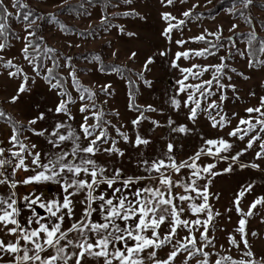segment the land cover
<instances>
[{"label":"rangeland","instance_id":"374dc122","mask_svg":"<svg viewBox=\"0 0 264 264\" xmlns=\"http://www.w3.org/2000/svg\"><path fill=\"white\" fill-rule=\"evenodd\" d=\"M216 1L172 0L169 4L167 0H110L103 7L82 0H3L8 12L12 13L7 20L15 36L9 34L6 40L0 37V44L4 45L0 49V104L19 122L29 125L20 129L16 140L20 143L21 134L29 129V141L37 138L42 144L39 160L43 158L44 165H49L61 153H71L77 144L87 147L91 140L105 133L99 150L94 154L80 152L77 156L69 155L67 161L80 163L81 158L94 160L98 173L102 168L106 177H114L118 171L119 177L113 187L122 188V194L129 199L139 188L160 187L161 173L176 182L171 190L173 195L193 197L190 201L176 202L185 209L181 219H199L201 225L178 227L170 243L155 249L146 248L139 255L143 264L168 260L169 255L177 250L170 264H217L218 261L219 264L239 261L264 264V202L251 207L255 201L264 198V148L261 147L264 145V126L257 122L264 120V115H261L264 113V52L256 62H252L246 54V41L231 44L226 39L248 32L264 36V0H252L237 16L226 9L210 19L194 15L196 11L212 7ZM80 2L83 10L66 11L68 5ZM25 5L53 16L37 32L59 50L55 56L59 66L57 70L64 77L63 84L55 79L47 81L55 65L52 59L45 57L43 69L38 71L33 57L29 55L34 34L32 25L39 24L40 19L35 18L33 22L19 18L20 11L31 16V11L20 9ZM235 8L241 9V6L236 5ZM185 12L190 14L185 16ZM165 13L170 14L169 19L164 18ZM250 16L252 27L246 20ZM57 20L63 21L64 27ZM170 26L171 31L166 35ZM200 36L204 39H196ZM206 41H210L211 46ZM90 50L126 69L139 92L136 103L141 110H134L129 103L126 77L117 71L103 73L96 60L77 57ZM202 51L203 55H197ZM185 52L187 57H178V53ZM218 65H224L220 72L215 68ZM184 69L191 71L185 72ZM206 81L212 83L207 84ZM22 85L25 90L21 92ZM82 86L89 91L80 88ZM13 97L16 99L13 100ZM62 102L66 110L57 111ZM82 107L87 110L82 112ZM249 108H259L260 112L249 113L246 111ZM193 109L196 112L194 118ZM242 119L251 121L254 127L241 124ZM96 125L98 127L94 131L89 127L92 135L86 137L83 126ZM181 127L185 131H179ZM238 127L240 133L229 135ZM56 133L65 136L71 133V137L61 142ZM13 134L14 129L0 119V148L12 151ZM138 137L148 143L137 145ZM221 139L231 147L223 150L218 144L207 143ZM250 141L251 147L248 146ZM113 148L119 151H109ZM161 160L165 167L157 172L152 165ZM173 163L177 166L195 164L196 167L184 166L176 171L170 166ZM208 165L214 167L205 172L204 168ZM195 171H199L198 177L193 176ZM128 178L136 182L124 188L123 181ZM57 179L65 183L73 176L65 172ZM76 179L91 180V177L81 173ZM192 180H195L201 193L206 190L209 205L206 212L193 214L190 210L192 203H204L196 191L191 188L186 190L185 186ZM49 185L58 186L55 181H49ZM10 193H13L11 185L0 184V195L8 197ZM101 193L108 198L112 196V189L107 184H100L93 194ZM86 196L84 190L70 197L72 210H76L71 222L63 229L70 228L83 218L87 207ZM99 203L92 204L93 208H97L91 216L94 222H103L97 207ZM42 211L38 207L37 213ZM208 211L211 219L205 226L203 221L209 219ZM249 211L251 215H248ZM242 219L245 221L243 233L238 230ZM117 223L124 226L122 221ZM170 226L167 220L160 226L157 230L160 239L169 234ZM205 231L208 239L201 238V233ZM146 234L151 237V230ZM89 235L95 242V236ZM190 235L195 236L194 246L185 240ZM77 236L76 232L69 233V239L76 240ZM0 238L5 243L17 239L8 235L7 229L0 230ZM24 243L22 240L21 244ZM64 243L61 241V244ZM133 243L128 241L129 246ZM181 243L188 244L187 248H181ZM115 248L124 250L120 242L109 245V258ZM67 251L78 252L79 249L69 247ZM152 251L156 255L150 259L148 254ZM51 253L53 249H47L41 256ZM17 255H23V252L0 253V264H15ZM57 264L63 262L57 261ZM68 264H75V257ZM80 264H105V257L85 253ZM112 264H119V261L113 260Z\"/></svg>","mask_w":264,"mask_h":264},{"label":"snow or ice","instance_id":"6c2138e0","mask_svg":"<svg viewBox=\"0 0 264 264\" xmlns=\"http://www.w3.org/2000/svg\"><path fill=\"white\" fill-rule=\"evenodd\" d=\"M169 4L172 3V0H167ZM245 6L252 3V0H244ZM26 7V5H25ZM190 13L185 12L184 15L188 16ZM12 15V13L8 12L7 8L3 6V0H0V20L5 19L7 16ZM29 14L24 15V20H28ZM165 19L170 18V14H164ZM182 24L183 21H180ZM5 28L4 23H0V31ZM171 31V26L166 30L165 34ZM196 39L203 40L204 37L200 36ZM178 43H182V41H178ZM4 47L3 44H0V49ZM207 51V50H205ZM27 52V49H25ZM204 52H198L197 55H203ZM178 57L183 55L185 57L188 56V53H178ZM151 60H149V63ZM9 66H11V61L8 62ZM224 65L215 66L216 71L220 72L223 69ZM206 70V69H205ZM185 72H190V69H184ZM10 75H15V73H10ZM26 79V78H25ZM205 83L211 84V81H206ZM56 87V85H53ZM197 87H202L197 86ZM24 86L22 85L20 91H24ZM85 91H89L85 89ZM94 95V94H92ZM83 99V97H81ZM16 97H13L15 100ZM191 99V97H190ZM262 104H264V99H262ZM197 107L199 105L197 104ZM66 106L62 102L60 106L57 108V111H65ZM86 108H81V111H86ZM154 110V109H153ZM249 113L252 112H260V109L249 108L246 110ZM4 113L0 111V116H3ZM95 116L96 114L93 113ZM196 115L195 109L192 110V117L194 118ZM264 115V113H261ZM42 118V117H41ZM87 120V117H85ZM259 124L264 126V120L257 121ZM30 123H35V121H31ZM133 123H137V121H133ZM241 124H247L249 127H254L249 120H241ZM215 126V125H214ZM89 127H92L93 131L96 126H83V132L85 136H91L92 132L89 131ZM183 132L185 129L181 127L178 129ZM264 130V128H262ZM241 132V129L238 127L233 132L229 133L231 136H236ZM43 135V133H39ZM58 135V141H64L71 137V133L68 136L56 133ZM105 135V133H101L100 136H97L95 140H91L87 147H80V145H76L71 153H61L54 160L49 162V165H41L44 171L37 173L36 175L29 177L23 183L28 184L32 182H48L55 181L59 183L60 181L57 179L65 172L71 173L73 179L69 182H65L63 185V190L66 193L62 201L52 200L49 202H44L41 200L40 196H36L35 199L31 197H24V200L27 201V207L32 209V217L28 220V226L25 227L21 225L17 219L20 215V211L18 209L17 202L14 199L15 194L10 193L8 197L0 195V230L7 229V234L16 236L17 239L14 241H8L5 243L3 238H0V253H9V254H18L23 252V255H17L15 264H28L29 261L32 264H57V261H62L63 264H68V261L75 257V264H80L81 258L84 257L85 253L89 256H103L105 257V264H112L113 260H118L119 264H143V260L139 259L140 253L144 252L146 248H159L165 243L171 242V237L176 233L178 227H189L190 225H201V221L199 219L196 220H187L181 219V214L185 211V209L180 206L176 201H190L193 199L190 195H173L172 188L175 186L176 182H174L169 176H165L161 173L160 177V187H145L139 188L133 194V198L129 199L127 195L122 194V188H114L113 185L117 183V179L119 177V172L114 175V177H106L104 175V169H99V173L97 168L95 167V161L87 158H81L80 163H76L75 161L68 162L67 157L77 156L78 153L83 152L87 154H94L98 151L97 140H101V138ZM127 139V137H124ZM243 139V136H240ZM12 141H16V135L11 137ZM255 139V138H254ZM137 145L141 143H148L147 140H142L139 137L136 140ZM209 145H219L223 150H227L231 147V145L224 141L223 139L219 141L209 140L207 141ZM251 141L249 142V147H251ZM23 145L21 149L23 150ZM33 148L35 145L32 146ZM171 145H169V150H171ZM264 148V145L261 146ZM220 149L218 148V151ZM109 151H119V149H109ZM4 149L0 148V156H2ZM122 154V153H121ZM211 154V152L209 153ZM14 156H19V153H13ZM258 156L260 153L257 154ZM199 157V153L197 154V158ZM235 159V158H234ZM39 161V154H36L33 163L36 164ZM7 161L4 159H0V166H3ZM24 166L23 158L20 159L19 164L16 167ZM91 166V167H89ZM172 168H175L176 171H179L180 167H190L195 168V164L187 165L181 164L177 166L175 163L170 165ZM165 167L164 162L157 161L152 165V168L160 172L161 168ZM214 167V165H208L204 168L205 172L210 171V169ZM256 167V165H253ZM81 173L86 174L91 177V180L88 179H76V177L80 176ZM193 176H199V171L193 172ZM139 179V178H137ZM136 180L132 178H128L123 181V187L127 188L131 184L135 183ZM7 183V178L0 179V184ZM100 184H107L108 188L112 189V196L106 198L104 193L99 195H94L93 193L99 187ZM15 183L11 185L12 188H15ZM186 190L191 188L192 191H196L197 195L202 196L204 203L197 205L192 203L190 205V210L193 214H199L202 212H206L209 209V205L207 203V194L206 190L204 193H201L199 189L196 188L195 180H192L189 185H186ZM68 189H73L72 192H69ZM86 190L87 196L85 203L87 207L84 211V216L81 220L72 224V226L68 229H62V224L65 218V215H72V200L70 197L74 196L76 193L80 191ZM120 194V195H117ZM243 195V193H241ZM96 201H100L99 211L102 216L103 222H94L91 220V216L93 212L97 211V208H93L92 204ZM264 202V198L257 200L253 203L251 207H255L257 203ZM238 203V201H237ZM33 205H38L42 209H46L47 216H41L39 213H36ZM66 210V212L64 211ZM248 215H251V211H249ZM54 218V219H53ZM208 220L203 221V225H207L209 220L211 219V213L208 211ZM169 221L170 229L169 234L165 235L163 239H160V234L157 231L165 221ZM117 221H122L124 226L121 227L120 223ZM132 221L131 224L128 222ZM33 222L36 224V227H31ZM245 221L242 219L240 221L241 227L238 229L241 233L244 232ZM12 225V227H9ZM151 230L152 235L149 237L146 233ZM76 232L78 234L76 240L69 239V233ZM93 234L95 236V242L90 238L89 234ZM202 239H208L207 232L201 233ZM24 241V244H21V241ZM185 240L188 241V244H192L193 246L196 243L195 236L190 235L189 237H185ZM61 241H64V244H61ZM128 241H134V243L129 246ZM117 242H120L124 246V250L122 251L120 248H115L111 253V258H109L108 247L109 245H115ZM245 244L247 241H244ZM233 243L235 240L233 239ZM188 244L181 243L180 247L186 249ZM31 245V247H29ZM69 247L79 249L78 252L73 251L69 253L67 249ZM47 249H53V253L48 256H41L42 252H45ZM95 249H99L96 251ZM178 251V250H177ZM177 251H173L168 260L165 261H156V264H170V261L177 255ZM200 251V249H197ZM32 253L31 255L29 253ZM251 255V253H247ZM149 258L155 257V251L150 252ZM207 255V253H205ZM230 259V258H228ZM219 264V261L217 262ZM234 264H244L243 261L234 262Z\"/></svg>","mask_w":264,"mask_h":264},{"label":"trees","instance_id":"16d2710c","mask_svg":"<svg viewBox=\"0 0 264 264\" xmlns=\"http://www.w3.org/2000/svg\"><path fill=\"white\" fill-rule=\"evenodd\" d=\"M83 2L91 3V4H100L101 6L105 7L110 3V0H82ZM80 2L79 4L75 5H68L65 9L67 12H72L76 10H83V6H81ZM236 5L241 6V9L235 8ZM4 6V4H3ZM5 7V6H4ZM234 7V8H233ZM245 3L244 0H217L214 5L204 11H196L194 12L196 17L200 18H213L216 16L221 10H230L232 12L233 16L239 15L241 12L244 11ZM74 8L75 10H73ZM20 9H26L31 11V16L28 18L29 21L35 22L36 20H33L35 18L40 19L39 24L32 25L34 29V34L31 40V44L29 46V55L33 57L34 62L36 63L38 71H41L44 66V59L45 57H48L54 61V66L51 68L50 73L48 75L47 81L51 82L53 79H55L58 83L63 84L64 83V77L58 72L57 68L59 67L56 63V56L55 54L59 52L57 48L49 44V42L42 36V34H38L37 31L43 29V26L45 23L48 22V20H51L53 16L43 14L40 11H35L32 8L28 7H22ZM68 9V10H67ZM34 11V12H33ZM25 12L20 11L19 12V18H24ZM248 26L252 27V18L246 17ZM58 23L62 24L64 27V22L61 20H57ZM0 23L5 24V28L0 31V37L4 40L8 38V35L15 36L13 30L8 25L7 17L3 20H0ZM64 29V28H63ZM72 30L74 31L75 28L72 27ZM67 32H71L70 30H67ZM227 41H229L231 44H235L236 42H240L241 40L246 41V54L250 58L252 62H256L258 58L260 57L261 53L264 52V36L256 35L252 32L248 33H237L236 35L232 37L226 38ZM207 44L211 46L210 41H206ZM106 46V44L104 45ZM213 49V48H211ZM77 57H82L85 60L93 61L96 60L99 65V70L103 73L107 72H115L117 71L118 74H120L123 77H126L127 86H128V95H129V103L131 107L134 110H141V107L136 103V96L138 95V90L133 84V81L129 78V74L127 73L126 69L122 67L121 65L115 63V62H108L102 58V55L94 50L86 51L84 53L79 54ZM82 89H86V87ZM143 110V108H142ZM0 111L4 113L3 116H0V119L6 123H8L15 131L16 138L19 135L21 128H28V124H23L18 121L16 116L12 114L7 108H5L3 105L0 104ZM104 139L101 138V140H97V146L99 147V144Z\"/></svg>","mask_w":264,"mask_h":264},{"label":"crops","instance_id":"0c3cea01","mask_svg":"<svg viewBox=\"0 0 264 264\" xmlns=\"http://www.w3.org/2000/svg\"><path fill=\"white\" fill-rule=\"evenodd\" d=\"M28 124V123H25ZM14 135V134H13ZM23 147V150L21 149V146ZM35 145L33 148L32 146ZM11 150L14 153H19V156H16L17 158V164H19V161L21 158H23L24 166L16 167V176H17V182L15 188H13V193L15 194L17 207L20 211V215L17 217L20 224L24 225L25 227L28 226V220L32 217V209L27 207V201L24 200V197H31L32 199H35L36 196H40L41 200L44 202H49L52 200H59L62 201L66 193L63 190L64 181H60L58 186H50L49 181L48 182H32L25 184L23 181L28 179L29 177H32L36 175L37 173L44 171L41 165H44V159H40L38 163L34 164L33 160L35 159L36 154H39L41 156V152L43 150L42 144L38 143V139L35 138L34 140L29 141V129L24 131L21 134V140L19 143V140L12 141ZM34 173V175H32ZM35 208V211L37 213L38 205H33ZM76 209L74 208L72 210V215L68 216L65 215L62 229L66 227L67 224H69L73 218V212ZM66 212V210H64ZM41 216L46 217L47 211L46 209H43V211L40 213ZM54 219V218H53ZM31 227H36V224L33 222Z\"/></svg>","mask_w":264,"mask_h":264},{"label":"built area","instance_id":"2783aa9c","mask_svg":"<svg viewBox=\"0 0 264 264\" xmlns=\"http://www.w3.org/2000/svg\"><path fill=\"white\" fill-rule=\"evenodd\" d=\"M2 149H4V152L2 156H0V159H4L7 161V163H5L3 166H0V179L7 178V184H16V175L14 169L16 165V156H14L13 152L7 148L4 147Z\"/></svg>","mask_w":264,"mask_h":264}]
</instances>
